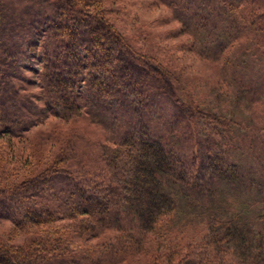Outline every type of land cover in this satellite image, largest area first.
Masks as SVG:
<instances>
[{"label": "trees", "instance_id": "16d2710c", "mask_svg": "<svg viewBox=\"0 0 264 264\" xmlns=\"http://www.w3.org/2000/svg\"><path fill=\"white\" fill-rule=\"evenodd\" d=\"M28 1L0 0V221L32 235L0 237V264H105L145 244L160 264H264V111L258 125L185 99L110 0ZM160 1L203 55L241 47L227 67L238 97L262 99L263 65L247 75L264 55V0ZM80 120L105 137L7 167L33 128Z\"/></svg>", "mask_w": 264, "mask_h": 264}, {"label": "rangeland", "instance_id": "374dc122", "mask_svg": "<svg viewBox=\"0 0 264 264\" xmlns=\"http://www.w3.org/2000/svg\"><path fill=\"white\" fill-rule=\"evenodd\" d=\"M111 1L117 11L116 18L121 19L120 27H123L131 35L133 43L143 50L151 60H155L156 63L169 71L172 70L177 75L172 84H175L174 87L179 90L180 95L187 99L186 95L190 94L198 97L212 108H228L229 115L239 121L249 122L255 120L258 125L260 124L264 111V91L260 93L262 99L253 101V105L244 108L241 97H238V91L235 88L236 82L231 78L230 71L227 68L232 60L233 62L237 60L238 55L241 53V47H235L234 50L227 49L225 53L217 55L212 53L203 55L199 50L196 39L188 32L189 27L175 19L170 6L162 1ZM27 2L29 1L9 0V5L17 11L21 8L20 4ZM257 55L253 63L248 59L251 64V71L248 72L250 75H247L251 76L250 81L259 78L260 65H263L264 70V55L261 53ZM28 73L29 76H33L32 72ZM261 74L264 77V73ZM243 76H246L245 73ZM258 96L260 98V95ZM169 111L170 107L167 105L166 113L163 112L164 115L167 116ZM50 122L47 121L38 125L22 141L16 142V156L9 158L8 168L16 164L18 159L24 164L20 167H24L26 163L28 167L33 166L36 159L40 157L39 155H44L46 161L49 151H51V155L55 156L57 152L62 150V144L69 137L74 138L78 135L83 138L81 142H85V139L98 141L100 138L105 137L104 130L88 120H80L73 125L71 123L68 125L63 124V126H61V122L53 126ZM247 130H250V128H247ZM72 132H75L76 135ZM89 143H84L85 148L89 147ZM39 146H43L42 150ZM96 154L98 155V150H96ZM57 192L60 193L61 190L57 188ZM71 223L72 221L64 220L62 226H71ZM46 227L43 226L42 230L45 231ZM114 232H108V236ZM31 235V232L15 228L10 221H0V237L6 243L24 245ZM115 236L116 234L110 236L111 240L115 239L113 238ZM95 241L96 243L100 242V239ZM76 244L80 245L81 243L77 241ZM148 246L145 244L143 251L136 254H127L116 262H114L115 259H108L109 263L105 264H160V262H157L159 255L156 254V251L146 248Z\"/></svg>", "mask_w": 264, "mask_h": 264}]
</instances>
